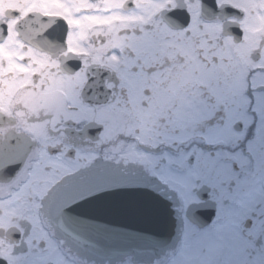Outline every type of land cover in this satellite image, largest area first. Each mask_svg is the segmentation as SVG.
Wrapping results in <instances>:
<instances>
[{
	"label": "flooded vegetation",
	"instance_id": "obj_1",
	"mask_svg": "<svg viewBox=\"0 0 264 264\" xmlns=\"http://www.w3.org/2000/svg\"><path fill=\"white\" fill-rule=\"evenodd\" d=\"M110 166L177 205L172 249L61 239L49 198ZM2 262L264 264V0H0Z\"/></svg>",
	"mask_w": 264,
	"mask_h": 264
},
{
	"label": "water",
	"instance_id": "obj_2",
	"mask_svg": "<svg viewBox=\"0 0 264 264\" xmlns=\"http://www.w3.org/2000/svg\"><path fill=\"white\" fill-rule=\"evenodd\" d=\"M45 209L48 220L83 256L114 259L133 250L154 254L177 237L173 208L120 170L77 179L71 188L55 191Z\"/></svg>",
	"mask_w": 264,
	"mask_h": 264
},
{
	"label": "rangeland",
	"instance_id": "obj_3",
	"mask_svg": "<svg viewBox=\"0 0 264 264\" xmlns=\"http://www.w3.org/2000/svg\"><path fill=\"white\" fill-rule=\"evenodd\" d=\"M223 1V0H221ZM228 1H231V2H235L236 4H239V5H242V6H247L249 7V4L251 3H254V0H228ZM257 17H259L258 15H256ZM257 19H260V18H257Z\"/></svg>",
	"mask_w": 264,
	"mask_h": 264
}]
</instances>
